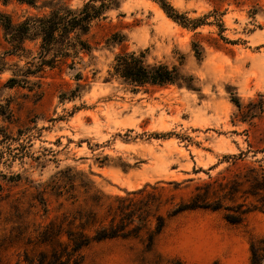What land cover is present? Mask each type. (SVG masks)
Returning <instances> with one entry per match:
<instances>
[{"label": "rangeland", "instance_id": "rangeland-1", "mask_svg": "<svg viewBox=\"0 0 264 264\" xmlns=\"http://www.w3.org/2000/svg\"><path fill=\"white\" fill-rule=\"evenodd\" d=\"M65 1L75 9L87 0ZM167 1L200 25L180 26L151 0H117L91 23L85 36L91 50L80 55L76 70L45 68L13 88L8 79L37 61L38 41L10 52L0 27V264L48 251L28 240L71 208L67 195L83 200L86 178L109 197L157 187L164 203L157 213L166 217L208 176L264 162V0ZM0 11L14 23L45 14L16 0L0 1ZM123 52L175 66L182 79L134 90L109 75ZM76 72L87 86L60 102V93L74 88ZM19 130L16 141L3 143L4 134L16 138ZM70 168L84 176L71 177ZM224 214L183 212L152 245L146 231L91 243L80 251L82 264H169L157 255L183 264H249L251 240H262L264 250V213L250 212L239 224Z\"/></svg>", "mask_w": 264, "mask_h": 264}, {"label": "trees", "instance_id": "trees-1", "mask_svg": "<svg viewBox=\"0 0 264 264\" xmlns=\"http://www.w3.org/2000/svg\"><path fill=\"white\" fill-rule=\"evenodd\" d=\"M0 1L5 5L8 0ZM16 1L32 9L44 10L45 14L28 16L23 21L14 23L10 15L0 11V27L3 29L5 41L11 47L10 52H24L25 42L38 41L37 61L28 62L24 71L17 69L6 83L9 88L27 84L28 77L42 73L45 68L65 66L71 71L76 70V65L81 60L80 55L89 54L91 50L85 40L91 23L103 18L117 3V0H87L80 7L73 9L65 0H45L40 6H37V0ZM151 1L155 2L168 18L184 28L194 29L200 25V19L189 20L179 14L167 0ZM194 53L197 58L201 56L198 49H195ZM111 70V77L121 79L134 90L146 86L171 85L182 79L177 67H169L160 62L149 64L144 53L118 54L113 60ZM72 78L75 82L74 88L61 92L60 102L74 100L87 86L86 78L81 72L74 73ZM232 101L238 105L237 100ZM22 135L21 130L16 138L4 134L2 141H16ZM26 139L29 141V137ZM67 171L71 177L84 176L81 172H73L71 168ZM226 171L227 173L216 177L208 176L207 181L197 184L188 199L175 204L166 217L157 213L164 205L161 191L157 187L147 186L127 197H109L95 189L92 182L86 178L82 202L77 193L67 195L71 208H63L60 216L40 225L35 230L34 240H28L29 243L34 242L33 246H43L48 251L38 252L34 257L24 252L23 259H19L15 264H82L80 251L91 243L134 237L142 231L148 233V240L152 245L166 222L186 211L224 210V219L230 224L241 223L250 212L264 213V162H259L257 167L246 166L235 172ZM18 178L19 175H15L10 179ZM72 182L71 185L74 186ZM41 201L39 203L43 205V212L47 213L46 201L44 198H41ZM60 206L63 207V204ZM151 224L153 230L149 228ZM261 241H250L249 264H262L264 250H259L258 246ZM157 258L169 264H183L178 259H164L161 255H157Z\"/></svg>", "mask_w": 264, "mask_h": 264}]
</instances>
